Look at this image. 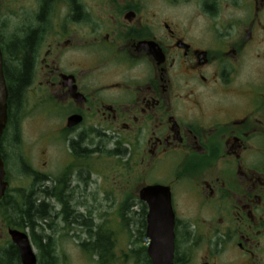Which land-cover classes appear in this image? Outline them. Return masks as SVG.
Listing matches in <instances>:
<instances>
[{
	"label": "flooded vegetation",
	"instance_id": "1",
	"mask_svg": "<svg viewBox=\"0 0 264 264\" xmlns=\"http://www.w3.org/2000/svg\"><path fill=\"white\" fill-rule=\"evenodd\" d=\"M8 15L21 27L11 31ZM0 49L7 84L30 62L16 101L8 91L0 139V238H10L0 264H23L16 246L15 258L5 251L11 230L39 235L10 216L38 191L53 218L92 224L79 209L93 168L104 169L96 159L110 164L111 205L146 243L133 264H153V223L168 204L174 264H264V0H0ZM29 107L49 135L18 154L35 179L13 200L9 150L22 144ZM34 145L50 150L43 167L58 178L27 161Z\"/></svg>",
	"mask_w": 264,
	"mask_h": 264
},
{
	"label": "rangeland",
	"instance_id": "2",
	"mask_svg": "<svg viewBox=\"0 0 264 264\" xmlns=\"http://www.w3.org/2000/svg\"><path fill=\"white\" fill-rule=\"evenodd\" d=\"M10 7L11 6H9V8ZM18 17L19 16L17 15H8V22L13 25L11 31L21 27ZM27 100L30 99L27 98ZM47 120L48 119L45 120L42 113L37 114L34 112V108L29 107L22 127V144L17 150H9L10 153L15 154V159L14 161L11 160L8 170L10 190H14L10 193L13 200L16 199L17 190L29 189L35 179L32 180L23 170L18 169V154L24 156V145L30 148L32 143L38 142L40 146L43 136L49 135L50 127ZM33 150L35 151L32 152L31 159H27V161L31 162L35 167L42 168L45 161H47L45 158L47 156L49 157V155L51 156L50 150L47 149V152L42 154L41 148L37 151L36 145H34ZM94 162L97 164V166H95L91 163L94 167L102 166L104 168H93L99 170L103 174V177L100 176L101 173L99 172H95L90 176L91 185L88 187L87 196L85 198L86 207H82L79 211L84 213L86 217L88 215L91 217L92 228L94 231L102 227L103 230H108L111 233L115 249L112 251V259L107 260L106 263L133 264L132 260L140 258L139 255L144 251L146 243L144 244V240H139V234L136 232L138 228H136L135 225L132 226V228L127 229L125 226L126 224L124 225V221L120 217V213H118V209H115L113 205H111L110 199L113 197V176L109 169L105 170L110 164L106 160L98 161L96 159ZM43 168H45V170L41 171L40 174L43 177V180L44 178L48 179L49 177L58 178L57 175L50 171L49 166ZM103 179L106 181L107 185L103 183ZM38 183L41 182L39 181ZM42 185L48 187L50 186V182H45ZM100 187H104V189L101 193H98L97 190ZM37 195H39V198H42L43 193H39L38 191ZM96 198L98 200H96ZM57 210H60V208ZM51 219L48 221V225L42 224V226H39V228H41L38 229L37 232L40 235H44L47 240L52 239V243L54 241L56 250L54 251V256L56 255L59 264H104L100 257L94 256L93 253L91 255L86 248L82 247V244L89 238L88 232L91 222H83L85 220L84 218L81 221L82 223H78L79 225L75 227L74 224L71 223V219L69 221L66 220L65 222L61 220L59 216L55 218L52 217ZM113 232L114 234H112ZM34 236L35 234L33 235V239ZM9 239L10 238H8V240ZM8 240L6 234H3V239L0 238V249H2L4 245H7L9 242ZM132 243H134V245H132ZM129 248H135L136 252H130ZM34 250L39 257L40 250H38L35 245Z\"/></svg>",
	"mask_w": 264,
	"mask_h": 264
},
{
	"label": "trees",
	"instance_id": "3",
	"mask_svg": "<svg viewBox=\"0 0 264 264\" xmlns=\"http://www.w3.org/2000/svg\"><path fill=\"white\" fill-rule=\"evenodd\" d=\"M28 43L29 41H26L23 44L24 49L27 51V54L29 51ZM29 68H30V62L27 59L24 65L23 74L16 76L15 80L14 78L11 79L12 76L8 71L9 75L11 76V78L9 77L7 80L8 89L10 91L12 101H16V99L19 97L21 93L20 91L21 87L24 86V83L28 78ZM39 188L42 187L40 186ZM43 191L44 192L42 195L43 197L42 199L41 198L40 200L34 199L32 201L31 199L30 200L28 199L29 201L26 200V202L22 207H19L16 204L15 207L10 208L13 211V213H11L10 216L18 217V219L23 221L24 223L30 224L33 232H35L36 227L39 228V226H42V224L48 225V221H50L52 215H54L55 213L53 211L54 207L48 201H46L48 192L46 190ZM79 219L80 218H77V220ZM87 222H90V220L87 219ZM89 227H90L88 232L89 239L86 242H84V244H82V247L86 248L87 251L91 253V255L93 253L94 256L100 257L101 261H103V263L105 264L107 260L112 259V251H114V242L112 239V235L109 231L107 232L106 230H104L105 231L104 233L102 231L101 232L98 231L97 233H95L93 231L91 224L89 225ZM46 240L47 239L44 237V235H40V234L39 235L36 234V236H34L33 239L37 249L40 250V256L38 257L39 264H46V262H51V264H56L57 257L56 255L54 256L55 248L52 243V239H49L47 241ZM5 251H8L7 253L8 258H15V256L17 255L15 252L17 251L16 247L13 245L10 248H7V250ZM145 253L146 251H143L140 254H144V258H146Z\"/></svg>",
	"mask_w": 264,
	"mask_h": 264
},
{
	"label": "water",
	"instance_id": "4",
	"mask_svg": "<svg viewBox=\"0 0 264 264\" xmlns=\"http://www.w3.org/2000/svg\"><path fill=\"white\" fill-rule=\"evenodd\" d=\"M8 89L3 71V57L0 49V139L7 124ZM5 165L0 154V200L5 196L8 188ZM163 211V208L161 207ZM164 210L167 213L165 221L153 223L152 244L148 255L153 264H174V215L170 204ZM13 243L18 247L23 264H38L37 256L31 246L29 237L19 231H10Z\"/></svg>",
	"mask_w": 264,
	"mask_h": 264
}]
</instances>
